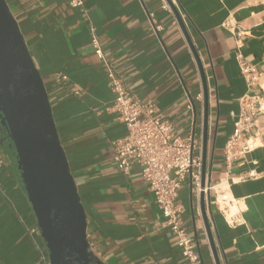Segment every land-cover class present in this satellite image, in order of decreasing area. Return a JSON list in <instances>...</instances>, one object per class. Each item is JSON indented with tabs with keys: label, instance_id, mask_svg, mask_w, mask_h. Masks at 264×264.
<instances>
[{
	"label": "crops",
	"instance_id": "crops-1",
	"mask_svg": "<svg viewBox=\"0 0 264 264\" xmlns=\"http://www.w3.org/2000/svg\"><path fill=\"white\" fill-rule=\"evenodd\" d=\"M6 1L49 94L86 210L92 264L188 262L175 235L160 229L162 212L140 167L123 173L113 161L111 143L127 128L110 109L115 94L91 45V26L136 96L154 102L177 135L194 136L201 175L205 155L206 187L213 186L204 192L205 208L220 263L264 264V114L248 133L257 136L259 146L246 163L228 173L223 156L239 98L249 92L238 57L264 73V0H172L206 75V145L200 70L175 11L164 10L161 0H85L79 8L69 0ZM58 75L67 79L57 83ZM220 187L226 199L220 198ZM201 193L188 177L177 202L198 239L201 264H216ZM0 264H50L16 149L1 119Z\"/></svg>",
	"mask_w": 264,
	"mask_h": 264
},
{
	"label": "water",
	"instance_id": "water-1",
	"mask_svg": "<svg viewBox=\"0 0 264 264\" xmlns=\"http://www.w3.org/2000/svg\"><path fill=\"white\" fill-rule=\"evenodd\" d=\"M181 29L197 61L204 85V144L208 139L205 71L172 0ZM0 119L9 133L22 182L46 242L50 264H92L88 223L76 180L55 123L44 79L6 0H0ZM205 155L201 186L207 184ZM202 214L216 264H221L201 193Z\"/></svg>",
	"mask_w": 264,
	"mask_h": 264
},
{
	"label": "built area",
	"instance_id": "built-area-1",
	"mask_svg": "<svg viewBox=\"0 0 264 264\" xmlns=\"http://www.w3.org/2000/svg\"><path fill=\"white\" fill-rule=\"evenodd\" d=\"M84 1L69 0V5L79 8ZM161 7L173 11L168 0H161ZM90 33L94 53L104 65L109 86L115 94L110 109L127 128L124 137L111 143L113 161L123 173H129L134 165L140 167L142 177L162 212L160 229L175 235L188 264H201L198 239L185 225L182 217L185 208L177 202L178 191L188 177L199 192L213 189L212 185L201 186L202 156L196 152L199 145L192 134L186 137L177 135L173 123L159 112L154 102H144L136 96L107 56L95 26L90 27ZM238 61L249 92L239 98L233 132L223 149L228 173L235 166L244 165L247 155L259 146L257 136L248 133L256 126L258 116L264 114V73L241 56ZM66 79L65 75L55 77L57 83ZM202 96L198 95L199 98Z\"/></svg>",
	"mask_w": 264,
	"mask_h": 264
},
{
	"label": "bare ground",
	"instance_id": "bare-ground-1",
	"mask_svg": "<svg viewBox=\"0 0 264 264\" xmlns=\"http://www.w3.org/2000/svg\"><path fill=\"white\" fill-rule=\"evenodd\" d=\"M223 190H224V188L220 187V193H219L220 198H222L224 196Z\"/></svg>",
	"mask_w": 264,
	"mask_h": 264
}]
</instances>
